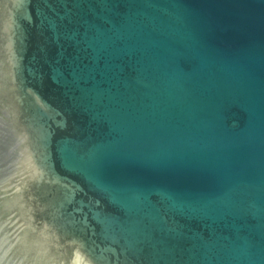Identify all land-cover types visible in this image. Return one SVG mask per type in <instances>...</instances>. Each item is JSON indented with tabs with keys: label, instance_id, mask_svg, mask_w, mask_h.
Returning <instances> with one entry per match:
<instances>
[{
	"label": "water",
	"instance_id": "1",
	"mask_svg": "<svg viewBox=\"0 0 264 264\" xmlns=\"http://www.w3.org/2000/svg\"><path fill=\"white\" fill-rule=\"evenodd\" d=\"M0 264H264V0H0Z\"/></svg>",
	"mask_w": 264,
	"mask_h": 264
}]
</instances>
